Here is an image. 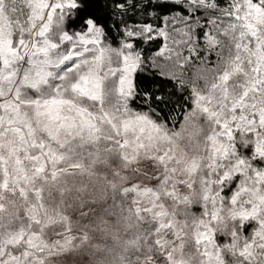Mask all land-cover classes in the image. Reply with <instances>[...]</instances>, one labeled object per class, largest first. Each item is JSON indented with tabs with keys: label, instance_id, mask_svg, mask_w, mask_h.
<instances>
[{
	"label": "snow or ice",
	"instance_id": "snow-or-ice-1",
	"mask_svg": "<svg viewBox=\"0 0 264 264\" xmlns=\"http://www.w3.org/2000/svg\"><path fill=\"white\" fill-rule=\"evenodd\" d=\"M0 264H264V0H0Z\"/></svg>",
	"mask_w": 264,
	"mask_h": 264
}]
</instances>
